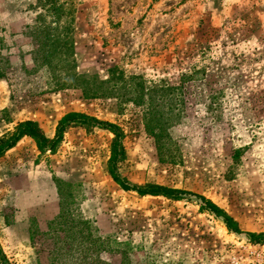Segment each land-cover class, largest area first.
<instances>
[{
  "label": "rangeland",
  "instance_id": "374dc122",
  "mask_svg": "<svg viewBox=\"0 0 264 264\" xmlns=\"http://www.w3.org/2000/svg\"><path fill=\"white\" fill-rule=\"evenodd\" d=\"M150 98L170 119L161 139ZM70 112L120 127L131 183L203 195L243 233L193 194L122 189L114 134L72 126L55 152L24 137L0 158L12 264H52L49 227H64L59 245L68 227L101 236L102 264H264L247 235L264 233V0H0V137L26 120L54 137Z\"/></svg>",
  "mask_w": 264,
  "mask_h": 264
},
{
  "label": "trees",
  "instance_id": "16d2710c",
  "mask_svg": "<svg viewBox=\"0 0 264 264\" xmlns=\"http://www.w3.org/2000/svg\"><path fill=\"white\" fill-rule=\"evenodd\" d=\"M135 79V78H133ZM113 89L116 87H112ZM145 86L139 83L134 91L138 92L139 99L141 102L146 95ZM166 89H160L162 92L168 91L174 92L176 89L165 87ZM126 89V88H124ZM128 90V89H127ZM132 91V89H130ZM129 90V91H130ZM158 90L156 88L150 89V92L155 93ZM84 92L88 95L87 89L84 87ZM149 92V91H148ZM149 94V93H148ZM155 100L150 98L149 106L150 109L148 114L151 119H155L160 128V132L156 134L159 139L164 138L167 129L170 127V119L166 117L165 113L158 112V107L154 105ZM72 126H88V127H99L106 129L114 134V142L112 146V156L110 158V174L114 181L121 186L122 189L126 191H135L141 196H163L172 200H181L185 195H192L193 193L189 191H184L181 189H174L168 186H163L159 184H145L137 185L131 183L126 177H124L118 170V163L125 157L126 151L123 144V133L120 127L112 122L103 121L97 117L81 113V112H70L66 114L58 123L54 137H49L44 129L39 125L38 122L32 120H26L20 122L12 131L0 137V158L5 155V153L15 147L17 143L24 137H31L36 142L38 149L42 153L55 152L58 145L64 138L65 132ZM201 200V209L214 214L216 217L222 218L225 222L226 227L229 231L241 234L242 229L239 226V222L230 214H228L219 205L213 202L211 199L200 195L193 194ZM80 223H87V221L79 220ZM57 231L55 227H49L47 232H38L39 234L46 235L52 239H56V246L52 250L51 254L54 255V260L52 264L63 263L64 264H102L103 262L99 260V251L101 249L100 241L103 239L101 236L93 235L92 231L87 230L85 227H68L66 230L70 231L69 235L64 237V244L59 245L62 241V236L59 234L63 232ZM66 232V231H65ZM36 232L32 230V239H35ZM247 235L253 243H261L264 241V233H254L247 232ZM58 244V245H57ZM99 245L100 248L97 249ZM93 247L95 249H93ZM64 260V261H63ZM0 264H12L10 259L4 252L0 244Z\"/></svg>",
  "mask_w": 264,
  "mask_h": 264
}]
</instances>
